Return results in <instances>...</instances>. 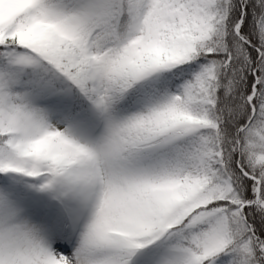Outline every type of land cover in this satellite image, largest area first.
Wrapping results in <instances>:
<instances>
[{
  "label": "snow or ice",
  "instance_id": "1",
  "mask_svg": "<svg viewBox=\"0 0 264 264\" xmlns=\"http://www.w3.org/2000/svg\"><path fill=\"white\" fill-rule=\"evenodd\" d=\"M0 264H264V0H0Z\"/></svg>",
  "mask_w": 264,
  "mask_h": 264
}]
</instances>
